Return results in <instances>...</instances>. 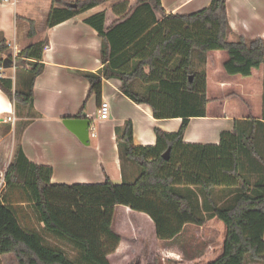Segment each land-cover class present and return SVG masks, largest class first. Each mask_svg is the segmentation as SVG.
Instances as JSON below:
<instances>
[{
  "label": "trees",
  "instance_id": "16d2710c",
  "mask_svg": "<svg viewBox=\"0 0 264 264\" xmlns=\"http://www.w3.org/2000/svg\"><path fill=\"white\" fill-rule=\"evenodd\" d=\"M105 1L51 0L46 27ZM137 2L135 9L111 24L105 12L84 20L100 39L103 67L96 74H77L88 82L87 97L93 95L98 102L102 80H119L120 92L135 104L149 106L155 119H181L178 131L155 129V145L137 147L131 121L117 127L120 159L139 168L133 182L121 184L109 178L102 184L51 183V168L30 162L16 143L0 195V257L12 254L17 264H110L108 256L124 239L113 228L117 206L146 215L156 239L172 241L186 226L202 227L205 222L177 191L185 184L200 189L206 217L217 219L226 230L221 255L207 264L264 261V113L259 118L247 106V118L236 120L232 131L221 132L217 145L183 142L190 120L205 117L210 101L206 74L196 71L194 61L204 66L207 56L222 51L227 55L222 65L226 75L250 77L264 66V38L239 36L228 41L226 0H211L191 14H166L161 0ZM27 23V38L32 40L37 33L35 22ZM47 45V37L30 42L13 58L0 37V56L7 55L5 60L0 58V68L14 66L22 77V86L14 90L11 79L0 77V90L15 106H32L33 83L43 71ZM84 107L85 102L75 118H85ZM168 148L169 158L164 160ZM245 169L256 175L253 182L243 173ZM237 184L229 205L213 202L215 188L231 189ZM31 219L41 225L39 230L24 226ZM58 242L69 244V252Z\"/></svg>",
  "mask_w": 264,
  "mask_h": 264
},
{
  "label": "crops",
  "instance_id": "0c3cea01",
  "mask_svg": "<svg viewBox=\"0 0 264 264\" xmlns=\"http://www.w3.org/2000/svg\"><path fill=\"white\" fill-rule=\"evenodd\" d=\"M210 1L161 0V5L166 14H191L207 7ZM137 5V0H106L48 29L46 20L51 0H0V37L5 39L9 48L8 53L12 57H16L30 42H37V39L40 41L42 36L48 39L42 58L43 71L33 83L32 106L30 108L15 106L14 102L0 90V121H4L0 126L6 124L5 119H14L13 122L9 121L11 123L6 133L0 136V140L11 142L9 163L12 160L14 145L19 143L30 162L51 168V183L102 184L106 178L114 184L131 183L137 177L139 169L130 160L120 159L115 142V129L125 121H131L133 143L137 147L154 146L155 129L165 133L178 131L181 119H155L149 106L135 104L120 92V81L117 79L102 80L100 101L108 103L109 112L107 119L99 120L97 110L100 101L98 102L93 95L87 97L88 82L77 74V72L96 74L103 67L99 55L100 39L96 31L86 25L84 20L105 12L106 19L112 17L113 22L123 17L125 12L135 9ZM226 12L230 25L228 41L233 42L239 36L264 38V0H226ZM27 20L35 22L37 33L32 40L27 38ZM5 56L7 55H2V58ZM226 58V53L222 51H215L206 58V68H208L206 70L218 68L223 72V77L217 80L221 91L208 98L210 101L207 104L205 117L190 120L183 136L185 144L217 145L221 132L232 131L236 120L248 116L247 111L239 118L235 112L229 110L228 104L236 94L245 99L253 98L249 87L259 85L253 78L263 66L254 70L250 77L228 76L222 68ZM8 68L7 70L4 68L1 74L4 78L12 80V90H14L16 86H22V77L18 76L19 73L14 66ZM255 79L257 81V77ZM136 86L138 88L139 84ZM258 89L259 87L256 88V92ZM217 97H219L218 104L213 102L211 105L210 102ZM84 102L82 115L89 117L94 134L91 136L89 129L88 145L82 144L62 124L65 118H75ZM248 105L245 103L246 109ZM91 138L94 139L93 142ZM24 211L28 213L27 208H24ZM146 219L153 224L144 214L133 212L124 206L116 207L113 228L124 239L108 256L109 260L113 258L114 262L120 263L132 255V249L137 246L138 239L133 240L128 232H134L138 228L145 231ZM24 226L35 230L41 227L33 219L26 221ZM151 227L154 233V227ZM156 243L157 250L163 251L161 254L170 252L169 242L155 239L153 245L155 246ZM57 244L62 245L60 247L63 249L65 246L70 248L66 242ZM247 264H264V261L248 260Z\"/></svg>",
  "mask_w": 264,
  "mask_h": 264
},
{
  "label": "rangeland",
  "instance_id": "374dc122",
  "mask_svg": "<svg viewBox=\"0 0 264 264\" xmlns=\"http://www.w3.org/2000/svg\"><path fill=\"white\" fill-rule=\"evenodd\" d=\"M73 2V1H72ZM113 18H107V24H111ZM44 36L41 37L40 40H43ZM38 41V39H37ZM7 56H1V59H6ZM202 65V64H201ZM200 64L197 66V61H194V67L196 68L197 72H205L206 76H209L207 79V96L208 98H212V96L216 95L217 91H221L219 87V81H217L220 77H223V72H221L218 68L206 70V63L205 65L201 66ZM5 69H9L5 67ZM260 72L254 74L253 80L258 82L259 85H250L249 91L252 94L253 98L246 97L242 98L239 95H235L236 97L231 98L229 105V110L231 112H235L239 118L243 115V113L247 112L245 107V103L249 104L250 106L260 118L264 113V90L262 88L264 82V66L261 68ZM4 71V68L1 72ZM19 73V72H18ZM212 73V74H211ZM212 76H211V75ZM13 76V75H12ZM216 76H218L216 78ZM257 77V81L255 79ZM14 79V76H13ZM229 82H232L229 80ZM254 82V83H255ZM262 82V83H261ZM257 83V84H258ZM261 86V87H260ZM259 89L256 92V88ZM248 93V90H247ZM230 96V95H229ZM219 97L216 99L213 98V101L210 102L211 105L218 104ZM231 108V109H230ZM5 123L0 126V136L2 137L8 128L9 120L5 119ZM3 140V139H2ZM0 140V195L4 193V186H3V177L4 172L8 166L10 161V145L11 142H5ZM92 142L94 139H90ZM139 169V168H138ZM244 174H247L250 181L253 182L256 178L255 174H251L246 172L247 169L244 170ZM239 187L237 184L236 187H232L231 189L227 188H215L212 191L211 198L213 202L217 206H227L231 203L232 196L234 195V190ZM177 191L182 195L186 196L187 199L190 201L191 205L193 206L195 214L199 217H203L205 222L202 227H198L195 225H188L182 231V233L174 240L168 241L171 249L170 252L165 254L161 250H157V243L155 246L153 243L155 242V229L154 233H152L153 224L147 221V228L144 230H140L139 228L133 231H129L128 234L132 235L133 240H136L137 246L132 249V255L129 258L123 259L118 262H114L113 258H110V264H207L217 257L221 255L222 252V244L225 237V227L224 225L215 218H208L206 217L203 203V197L201 196V191L198 187L195 186H188L182 185L177 187ZM30 221V220H28ZM151 221V220H150ZM134 223V221H133ZM135 224V223H134ZM134 235V236H133ZM152 239V240H150ZM62 246V245H60ZM70 248L65 246L67 252H69ZM159 251V252H158ZM0 264H17L14 256L12 254L3 255L0 257Z\"/></svg>",
  "mask_w": 264,
  "mask_h": 264
},
{
  "label": "water",
  "instance_id": "95a60500",
  "mask_svg": "<svg viewBox=\"0 0 264 264\" xmlns=\"http://www.w3.org/2000/svg\"><path fill=\"white\" fill-rule=\"evenodd\" d=\"M74 7L75 5H71ZM5 65V64H4ZM64 127L73 133L78 140L84 144H89V127L90 120L86 118H65L62 120ZM170 149L168 148L166 152L162 155L164 160H168Z\"/></svg>",
  "mask_w": 264,
  "mask_h": 264
},
{
  "label": "built area",
  "instance_id": "2783aa9c",
  "mask_svg": "<svg viewBox=\"0 0 264 264\" xmlns=\"http://www.w3.org/2000/svg\"><path fill=\"white\" fill-rule=\"evenodd\" d=\"M15 58V56L13 57ZM3 68H0V77H3L2 74H1V70ZM108 112H109V105L106 101H101V103L98 105V110H97V118L99 120H105L108 118ZM86 119H88L89 117L86 116L85 117ZM9 121H14V119H11V118H8ZM90 131H91V136H94L93 134V128L92 127H89Z\"/></svg>",
  "mask_w": 264,
  "mask_h": 264
}]
</instances>
